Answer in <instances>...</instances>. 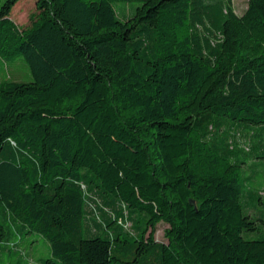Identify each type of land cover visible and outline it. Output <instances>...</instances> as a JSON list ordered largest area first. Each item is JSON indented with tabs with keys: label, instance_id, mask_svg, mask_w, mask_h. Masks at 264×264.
<instances>
[{
	"label": "trees",
	"instance_id": "obj_1",
	"mask_svg": "<svg viewBox=\"0 0 264 264\" xmlns=\"http://www.w3.org/2000/svg\"><path fill=\"white\" fill-rule=\"evenodd\" d=\"M16 1L0 0V259L264 264V0H35L26 25Z\"/></svg>",
	"mask_w": 264,
	"mask_h": 264
},
{
	"label": "rangeland",
	"instance_id": "obj_2",
	"mask_svg": "<svg viewBox=\"0 0 264 264\" xmlns=\"http://www.w3.org/2000/svg\"><path fill=\"white\" fill-rule=\"evenodd\" d=\"M247 4V0H233L234 9L237 13H242L245 9ZM118 9H120V6L116 5ZM35 9V0H18L13 5L11 10V17L14 19V21L19 25H26L29 22V14ZM24 68H22V67ZM18 62L16 64L14 73L16 74L17 78L24 77L23 79L29 80L31 78V74L29 69L27 68V65L25 63L21 64ZM1 77V74H0ZM261 179H257V181L253 184L254 188L257 189L259 186H262ZM260 192L262 191V194L264 195V189L261 187L259 188ZM258 211L264 215V206L257 205ZM167 226L164 222H159L156 226L154 236L156 240H162L165 241L166 238L163 235V228ZM263 230H260L261 232ZM258 234V233H257ZM257 234H250L256 236ZM27 251L29 254L32 255L34 259L47 257L50 255V248L46 240L43 238H39L35 244L33 245H27ZM0 264H8L5 260L0 259Z\"/></svg>",
	"mask_w": 264,
	"mask_h": 264
}]
</instances>
